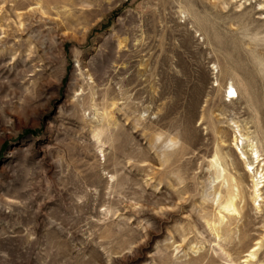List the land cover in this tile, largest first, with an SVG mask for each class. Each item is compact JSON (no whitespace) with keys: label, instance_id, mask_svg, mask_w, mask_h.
<instances>
[{"label":"rangeland","instance_id":"1","mask_svg":"<svg viewBox=\"0 0 264 264\" xmlns=\"http://www.w3.org/2000/svg\"><path fill=\"white\" fill-rule=\"evenodd\" d=\"M0 264H264V0H0Z\"/></svg>","mask_w":264,"mask_h":264},{"label":"bare ground","instance_id":"2","mask_svg":"<svg viewBox=\"0 0 264 264\" xmlns=\"http://www.w3.org/2000/svg\"><path fill=\"white\" fill-rule=\"evenodd\" d=\"M228 94H229V96H228L229 98H233L234 97V94H235V91L232 88H230ZM235 146H237V143L235 144ZM251 153H252L251 154V156H252L251 158H252L253 162H258L257 153L253 149L251 150ZM249 166H251V165H249ZM253 187L255 188V191H256L257 190L256 189L257 184H253ZM222 209L223 210H226L227 212H231V211L232 212H235V209H234L232 200L231 199L230 200H227L226 203L222 205ZM248 257H253V254L252 253H249L248 254Z\"/></svg>","mask_w":264,"mask_h":264}]
</instances>
